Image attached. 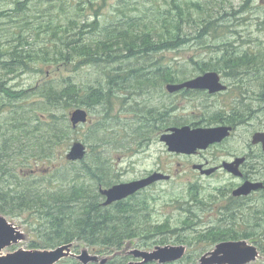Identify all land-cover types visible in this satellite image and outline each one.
I'll list each match as a JSON object with an SVG mask.
<instances>
[{"label": "trees", "instance_id": "16d2710c", "mask_svg": "<svg viewBox=\"0 0 264 264\" xmlns=\"http://www.w3.org/2000/svg\"><path fill=\"white\" fill-rule=\"evenodd\" d=\"M105 1L23 0L16 1L14 9L0 14V120L7 121L6 127L0 123L4 129V134L0 135V213L16 215L37 211L39 220L48 224L39 235L43 249L80 241L97 254L114 255L108 264L126 262L128 258L121 254L128 246L127 243L134 239H139L144 248L167 244L169 240L164 238L155 243L152 240L153 236L168 232L175 235L178 233V243L189 248L193 245L199 248L196 258L190 254L186 256L192 262L209 247L224 241L238 240H247L256 245L264 258V191L256 199L259 203L257 207L246 212L244 202L225 193L223 198H226V206L219 209L213 207V201L202 198L200 188L193 185L189 191L190 201L185 204L186 218L182 221L181 229H172L169 222L154 227H144L139 223L144 211L148 209L145 200L133 203L130 201L132 198L104 207L98 201V190L100 186L110 187L111 184L109 182L104 185L105 181L98 173L102 172L99 165L95 170L91 166L85 167V177H89L90 183H81L79 178L83 176L78 174L70 191H55L47 198L37 193L30 182L25 181L27 178L22 174L26 168L34 164L54 165L53 157L56 156L58 145L73 131L68 113L78 107L92 108L108 102L111 93L116 90L115 85L119 88L125 81L110 78L108 87H87L83 94L73 81L57 85L52 78H48L45 83L15 88L11 83L16 79H23L28 73H42L47 77L50 72L45 71L44 66H49L56 73L60 67L72 65L75 71L97 66L105 67L101 70L109 75H145L135 82L139 83V90H150L162 84V81L150 78L151 75H164V84L182 82L175 77L172 68L159 67L147 72L144 67L137 66L129 70L115 66L123 61L125 64L130 59L147 61L189 44L193 39L188 33V26L194 22L191 13L196 6L185 0H166V11L162 5L157 4L153 5L154 11L140 12L139 8H135L139 14L135 11L134 15L117 13L116 21L103 27L100 18ZM197 7L202 11L200 6ZM33 12L38 15V20H45L37 22V25L33 24L32 19L28 21ZM6 21L12 26L7 28L4 24ZM207 25L208 29L210 26L217 27L218 21L210 17ZM208 29H202L196 39H206ZM95 37L98 39L94 40ZM35 43L43 46H36ZM201 46L206 47L207 43L202 42ZM230 46L227 44L221 47V60L217 63L196 62L195 73L201 75L215 71L223 74L241 84L237 89L245 95L249 88L245 82H248L250 75L254 80L258 78L256 74L260 73L257 69L261 65L258 63L260 55L233 52L227 49ZM130 99L135 102L136 97ZM108 103L111 104L112 100ZM29 106L32 107L27 114ZM13 109L15 117L11 116ZM147 112L146 117L151 118L148 124L145 126L141 120L140 126L128 125L130 128L127 131L130 133L122 143H128L129 135L134 139L130 145L122 146L133 147V144H137L143 147L151 141L156 131L165 129V119L162 118L165 113L162 108L149 107ZM148 130L150 132L146 136ZM147 138L150 139L148 142ZM66 164L73 166V163ZM30 171L36 172L33 169ZM56 176H60V173ZM46 182L53 184L54 181L46 179ZM86 186L93 189H85ZM180 204L178 202L176 205ZM206 214L211 219L207 224L202 222ZM245 214H250V217H242ZM33 248L39 249L40 246L34 244ZM69 262L79 264L73 259ZM253 264H264V261Z\"/></svg>", "mask_w": 264, "mask_h": 264}, {"label": "rangeland", "instance_id": "374dc122", "mask_svg": "<svg viewBox=\"0 0 264 264\" xmlns=\"http://www.w3.org/2000/svg\"><path fill=\"white\" fill-rule=\"evenodd\" d=\"M16 1L23 0H0V14L3 11L14 9ZM165 1L166 0H106L100 22L103 27H106L116 21V17L118 16L117 13L122 14V12H124L128 15H134V11L137 13V11L134 10L135 8H139L140 12L145 10L154 11V4L162 5L163 10L166 11L168 7ZM185 1L189 2L192 6H196L191 13L195 18L193 20L194 22H191L188 26V33L191 34L190 37L193 39L189 44L179 50L156 55L147 61L144 59L138 61L130 59L128 61L126 60L125 64H123V61L115 67L119 69L128 68L130 70L138 66L137 68H146L147 72L155 71L159 67L172 68L176 73L175 77L183 81L184 79H191L198 76V74L195 73L197 71L195 66L196 62L217 63L220 61L222 55L220 52L221 47L230 44L232 46L227 49L233 52L259 53L260 55L258 63L261 65L257 68L260 70V73L256 74L258 78L252 80L253 76L250 75L247 80L248 82H245L249 86L247 95L243 96V94H239L240 90L237 89L238 87L232 86V88H230L231 84H236L237 81L225 77L223 74H221L222 80L229 86V91H227L225 95L213 98L201 94H192L190 96L184 94L169 95L166 90H163L162 84L150 90H139V83L135 82L145 77V75H131L132 81L128 82L129 84L127 86L121 85V87L118 88V85H115L117 91L114 90V92L111 93L110 100H108V102L112 100L111 104L105 102L100 105L92 106V108L86 106L78 107L89 112L91 119L90 123L74 129L71 121L69 122L73 131L64 139V142L58 145L56 156L53 157L54 165L40 164V166H36L34 164L26 168L24 174L20 171L22 176L27 178L25 181L30 182L37 193L47 198L50 196L49 194L55 191H70L71 184L73 180L78 177V174L83 176L79 178L81 183H90L89 177H85L86 166H91L95 170L99 165L102 168V172L98 171V173L105 181L104 185L110 182L109 184H111V186L141 180L155 172H163L171 175L172 179L167 182H160L153 185L147 190L139 193L130 201L138 203L145 200L148 204V209L144 211L139 221L142 226L154 227L169 222L172 229H181L182 221L186 218L185 209L187 207L185 204L190 201L189 191L193 185H197L200 188L202 198L212 200L214 203L213 207L219 209L227 204L225 201L226 198H223L224 193L225 195L230 194L232 188L240 183L238 179L226 172H221L213 177L202 176L198 171L193 170V165L205 163H211L216 166L222 165L225 161H233L234 155L231 154H237L239 157H243L250 153V151H253L251 152L253 153L252 156L254 155L251 164H260L264 171V153L261 149H255L251 145L254 133L264 130V111L253 114L249 112L245 113L247 116H250L249 119L253 121H250L249 124L240 126L236 134L223 144L212 147L207 151L199 152L193 156L171 153L167 145L160 141V137L170 128H179L183 126H197L200 128L216 127L221 122L223 113L230 111L229 108L232 107L239 105L253 106L256 108L264 107V100H262L264 94V1ZM197 6H200L202 11L198 10ZM210 17L218 21L217 27L210 26L211 28L208 29L209 26L207 23ZM31 19L35 25H37L39 21L45 20H38V15L35 12L30 14L28 21ZM4 24L7 28L12 26L7 21ZM101 29L104 30L103 28ZM202 29H208V36L202 41L197 40L196 38ZM10 37L9 34V38ZM97 39L98 37L94 38V40ZM30 41L32 42V40ZM202 42H206L207 46L212 48L201 46ZM35 45L43 46V44L40 43H35ZM33 48L35 49L36 47L33 45ZM72 67V65H66L60 67L58 71L54 73L52 68L44 66V70L50 72L47 74V77L42 73H28L23 79H16L13 81L11 85L15 88H28L40 82L45 83L48 78H52L57 85L61 82L73 81L84 94L87 87H108V79L112 78L117 80V77L120 76L118 74L109 75L108 73H103L101 69L105 67L87 66L83 67L80 71H75ZM121 75L130 74L124 73ZM122 87L128 89L123 90ZM133 97H136L135 102H132L134 105L129 103V98ZM31 107L32 106L28 107L27 114L30 112ZM149 107H154L156 109L162 108L164 110L166 115L164 120L165 129L156 131L152 135L150 142H148L150 139L147 138L148 143L143 147L137 144H133V147H126L130 145V142L134 139L129 135L128 143H122L126 140L128 133H130V131H127L130 128L128 125L136 124L140 126V122L142 118L146 117ZM32 114L34 115L35 113ZM70 115L71 113H68L69 120ZM11 116H16L15 109L12 110ZM6 117L7 116H4L3 118ZM0 123L4 125V127L7 126L6 119L0 120ZM149 132L150 130L145 132L146 136ZM3 134L4 129L0 127V135ZM78 142L83 143L87 147L88 155L84 161L73 163V166H68L66 162H72L67 160V155L73 145ZM110 142H112V144H109ZM0 143H2V141ZM31 169L36 170V172L30 171ZM57 173H60V176H56ZM46 179L54 181L53 184L46 182ZM2 186L3 184L1 183V187ZM85 189L93 188L86 186ZM212 197L214 199H212ZM256 199L254 198L249 202H244V204H246V212L252 211L254 207H257L259 203ZM178 202L181 204L176 205ZM2 215L9 223L25 234V239L23 241L6 248L3 254L14 253L18 250H37V248H33L34 244L40 246L41 249L39 248L38 250H44V246H41L39 235L40 232L45 231L48 224L39 220L40 218L37 211H29V213L16 215ZM242 217L249 218L250 214L242 215ZM210 220L209 215L206 214L202 222L207 224ZM177 234L175 235L172 232H168L164 235L158 234L153 236L152 242L155 243L164 238L166 241L169 240V242L158 246L182 245L178 243L179 235L177 236ZM127 244L128 246L123 253L131 252L134 249L151 251L157 247L152 246L150 248H144L141 246L139 239H134ZM185 246L187 247V255L190 254L196 258L199 253V248L195 245L190 248L187 245ZM214 248L215 246L209 247L207 250L203 251L194 262H192V260H187L185 257L176 264H198L202 256L213 251ZM83 250H89L93 253L92 249L85 243L75 241L73 253L75 255H80ZM100 257L108 258L109 256L108 254H100ZM70 259L76 260L75 258H69L58 264H71L69 262ZM76 261L79 262L78 260ZM260 261H264V259L258 262ZM126 262L117 263L125 264ZM79 264L81 263L79 262Z\"/></svg>", "mask_w": 264, "mask_h": 264}, {"label": "water", "instance_id": "95a60500", "mask_svg": "<svg viewBox=\"0 0 264 264\" xmlns=\"http://www.w3.org/2000/svg\"><path fill=\"white\" fill-rule=\"evenodd\" d=\"M170 94L182 90L208 91L210 94H218L227 90V86L221 81L217 72H208L195 79L181 84H168L166 87ZM73 128L84 125L88 122L89 114L84 109H76L71 113ZM231 128H197L189 126L172 128L169 133L161 136V142L165 143L172 153L192 155L198 150H206L209 146L223 142L230 136ZM254 145L261 144L264 150V132L256 133L252 138ZM87 147L81 143H75L67 155V160L78 162L85 159ZM245 159H238L235 163L225 164V168L240 176L239 166ZM194 169L201 170L202 174L210 176L215 169L203 170L202 166H195ZM170 175L156 172L147 178L130 183L117 184L110 189L101 190L102 195L107 197L105 206L125 200L139 191L146 189L157 182L169 181ZM264 188L263 183L246 182L234 191L235 197L249 196L252 192ZM25 239V234L7 221L0 214V264H58L64 259L74 257L82 264H107L109 258H101L89 250H83L80 255L72 252L73 243L66 244L49 250H18L14 253L3 254V251ZM187 253V247L180 246H158L151 251L134 249L130 254L137 260L128 264H171L181 261ZM261 258L257 246L248 241H225L215 246L214 250L208 252L200 259L198 264H253Z\"/></svg>", "mask_w": 264, "mask_h": 264}, {"label": "flooded vegetation", "instance_id": "af4514ba", "mask_svg": "<svg viewBox=\"0 0 264 264\" xmlns=\"http://www.w3.org/2000/svg\"><path fill=\"white\" fill-rule=\"evenodd\" d=\"M201 75H198L194 78H191V79H184L182 82H186V81H189V80H192V79H195L197 77H199ZM150 78H155V79H158L160 81H162V87H163V90L165 91L166 90V86L167 84H164L163 81H164V75H153V76H149ZM245 77V76H243ZM120 81H125L126 84H122L121 85H128L130 81H132V76L131 75H120L119 77H117ZM181 82V83H182ZM224 83V81H223ZM225 84V83H224ZM241 84L239 83H236V84H231V87H239ZM249 87V86H248ZM229 91V86H228V90ZM226 92H223V93H218V94H210L208 91H192V90H183L181 92H178V93H175V94H169V95H180V94H184L186 96H190L192 94H201V95H205L209 98H213V97H220L222 95H225ZM247 93L249 92V89H247L246 91ZM241 94V93H239ZM247 94L243 95V96H246ZM132 102V100L130 99V103ZM259 103V102H257ZM230 111H226L223 113L222 115V118H221V122L218 124V126L216 127H229L231 128V131H230V136L229 138L225 139L223 142L221 143H217V144H213L211 146H209V148H207L206 150H202V151H197L195 154L193 155H196L198 154L199 152H203V151H207L209 150L210 148L212 147H215L217 145H221L223 144L224 142H226L227 140H229L234 134H236V132L238 131V129L240 128V126H242L243 124H249L250 121H253L252 119H249L250 116H247L245 113L249 112L251 114L253 113H259L261 111H264V107H253V106H236V107H232V108H229ZM163 119L166 118V115L162 117ZM150 117H144L142 118V121L144 123V125L146 126L148 124V122L150 121ZM159 123V122H158ZM191 127V126H189ZM216 127H213V128H216ZM192 129H197V128H200V127H197V126H194V127H191ZM171 129V128H170ZM170 129L168 131H170ZM258 132H264L263 131H258ZM257 133V132H256ZM254 133V135L256 134ZM253 135V136H254ZM253 138V137H252ZM252 143V142H251ZM252 147H254L255 149H261L264 153V150H263V147L262 145L258 144V145H254L253 143L251 144ZM253 151H250V153H248L247 155L243 156V157H239L237 154H231V155H234L233 156V161H230V162H223L222 165H214V164H211V163H205V164H197V165H193V170L195 171H198L202 176H204V174H202V171L201 170H196L194 169L195 166H202L203 167V170H210V169H215V172L213 174H211L209 177H213V176H216L218 174H220L221 172H226L227 174L235 177L236 179L239 180V184L235 187L232 188L231 190V193L230 195L233 196L234 194V191L237 190L238 188H240L242 185H244L246 182H252V183H263L264 184V171H263V167L260 165V164H257L255 163L254 165L251 164L252 162V154L251 153ZM193 155H187V156H193ZM230 155V156H231ZM238 159H245V161L239 166L238 170L239 172L241 173L240 176H237L231 172H229L226 168H225V164L228 163V164H231V163H235ZM264 191V189H260L256 192H253L252 194H250L249 196H243V197H234V199H238L239 201H242V202H249L251 201L252 199H256L258 198L261 193ZM98 201L101 203V204H104V202L106 201V197L101 195L100 198H98ZM128 255V254H127ZM130 261L133 260L132 256L129 254L128 255Z\"/></svg>", "mask_w": 264, "mask_h": 264}]
</instances>
